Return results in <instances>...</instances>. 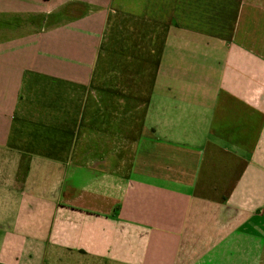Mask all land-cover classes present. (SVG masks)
Instances as JSON below:
<instances>
[{
  "label": "crops",
  "instance_id": "1",
  "mask_svg": "<svg viewBox=\"0 0 264 264\" xmlns=\"http://www.w3.org/2000/svg\"><path fill=\"white\" fill-rule=\"evenodd\" d=\"M0 264H264V0H0Z\"/></svg>",
  "mask_w": 264,
  "mask_h": 264
}]
</instances>
